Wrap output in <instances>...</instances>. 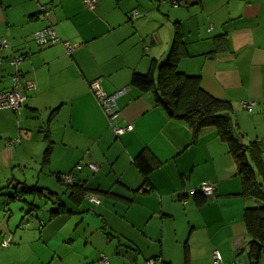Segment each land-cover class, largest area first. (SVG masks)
Instances as JSON below:
<instances>
[{
	"label": "crops",
	"instance_id": "obj_1",
	"mask_svg": "<svg viewBox=\"0 0 264 264\" xmlns=\"http://www.w3.org/2000/svg\"><path fill=\"white\" fill-rule=\"evenodd\" d=\"M46 26L60 41L39 48L32 34ZM175 38L177 69L230 105L263 182L264 0H97L94 10L82 0H0V90L16 71L35 85L19 110L0 108V213L10 212L0 216V264H96L101 254L108 264H213L214 250L222 264H250L244 210L264 201L243 193L239 160L215 127L195 132L130 84L152 68L155 78ZM95 80L107 94L123 90L115 123L132 131L116 136L91 93ZM244 101L255 102L251 111ZM141 152L153 163L146 177ZM203 182L214 197L189 193ZM24 187L41 193L10 197ZM14 200L26 210L11 219Z\"/></svg>",
	"mask_w": 264,
	"mask_h": 264
},
{
	"label": "trees",
	"instance_id": "obj_2",
	"mask_svg": "<svg viewBox=\"0 0 264 264\" xmlns=\"http://www.w3.org/2000/svg\"><path fill=\"white\" fill-rule=\"evenodd\" d=\"M175 38L166 59L157 67V75L153 76V68L147 73H133L130 84L141 91L153 93L158 105L164 109L169 117L187 122L195 132L202 128L213 126L224 140L234 156L239 160V173L242 180L243 193L264 201V179L256 180L248 160V151L251 148L240 142L235 136L230 124V105L206 93L199 85L196 76H189L177 69L180 53L177 52ZM135 163L144 177L152 170L153 163L146 153L141 152ZM75 188L73 183L67 184ZM81 188H78V191ZM71 193V196L76 192ZM85 192V191H84ZM22 193H41L38 188H21L10 197L22 199ZM202 200L206 199L200 192ZM37 206L31 204L33 211ZM244 223L248 235L251 237L247 258L250 264H259L264 257V205L248 207L244 210Z\"/></svg>",
	"mask_w": 264,
	"mask_h": 264
},
{
	"label": "built area",
	"instance_id": "obj_3",
	"mask_svg": "<svg viewBox=\"0 0 264 264\" xmlns=\"http://www.w3.org/2000/svg\"><path fill=\"white\" fill-rule=\"evenodd\" d=\"M82 2L83 5L89 10H94L97 4V0H82ZM172 3L176 5L179 4L180 2L173 1ZM40 9H41V13L43 14L42 16L46 17L48 15V10L44 6H41ZM136 14L137 12L133 11L131 17H134ZM32 40L39 48L52 45L60 41L56 32L51 26H46L43 29L35 31L32 34ZM1 44L4 46L5 41L2 40ZM63 46L68 55L71 54L74 50V46L69 42H63ZM22 59H23V55L18 54L17 56H13L10 59L9 64L11 66H18L22 61ZM11 81H12V86L10 89L0 90V108H8L13 111H17L24 106V103L27 99L26 93L30 90L35 89V85L32 81L29 80L23 82L21 73L19 71H16L11 76ZM90 90L92 95L96 99V102L98 103L104 115L106 116L109 126L112 128L116 136H119L125 132H130L133 130L132 124L120 126L115 123V120H117L119 117V111L117 110L116 99L119 95L123 93V90H118L113 94H107L101 89L98 80L91 82ZM254 104L255 102L252 101L241 102V106L247 111H251ZM14 142H18V139L14 140L13 142L9 141L8 144L13 145ZM88 166L91 169L96 168V166L92 163H89ZM60 177L62 180H64L67 183H70L72 180L70 175H62ZM215 191H216L215 187L212 183L203 182L197 188L190 190L189 193L194 194L196 192H200L205 197L212 198L215 195ZM88 199L90 202L94 204H98L100 202L99 199L94 197L89 196ZM180 200L183 201L184 199L180 198ZM9 243H10L9 239L4 240L1 243V247L2 248L6 247L9 245ZM212 257H213V262H212L213 264H222V257L217 250H214L212 252ZM96 264H108V257L104 254H101ZM144 264H155V260L153 259L148 260Z\"/></svg>",
	"mask_w": 264,
	"mask_h": 264
},
{
	"label": "rangeland",
	"instance_id": "obj_4",
	"mask_svg": "<svg viewBox=\"0 0 264 264\" xmlns=\"http://www.w3.org/2000/svg\"><path fill=\"white\" fill-rule=\"evenodd\" d=\"M167 4H169V3L167 2ZM159 6H161V4H159V1H157L156 8L157 7L159 8ZM160 9H162V8L160 7ZM25 197L27 198V201H30L28 199H31L32 198L31 196H25ZM42 201H43L42 199H38V198H36V200H35V202L38 203V204H43ZM10 204H11L10 205V208H11V211H12V215H11L12 218L11 219H15L18 215L21 214V212H23V210H26V208L23 209V210H19V208L21 206H25V204H23L22 202H20V200L19 201L18 200L17 201L16 200L11 201ZM84 204L87 205V202H84ZM0 214H1L0 215L1 218H2V216H3V218H8V215H10V212L9 211H5L4 214H2V212ZM260 260H261L262 263H264V260H262V259H260Z\"/></svg>",
	"mask_w": 264,
	"mask_h": 264
}]
</instances>
